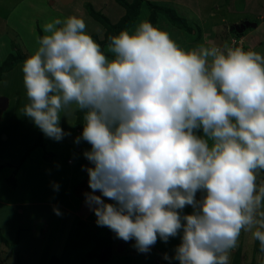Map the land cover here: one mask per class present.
<instances>
[{
	"label": "clouds",
	"instance_id": "clouds-1",
	"mask_svg": "<svg viewBox=\"0 0 264 264\" xmlns=\"http://www.w3.org/2000/svg\"><path fill=\"white\" fill-rule=\"evenodd\" d=\"M86 29L75 15L43 25L21 111L57 142L83 114L96 224L140 253L179 237L169 264H230L242 231L264 251V55L230 46L241 37L185 50L147 20L105 52Z\"/></svg>",
	"mask_w": 264,
	"mask_h": 264
},
{
	"label": "rangeland",
	"instance_id": "rangeland-1",
	"mask_svg": "<svg viewBox=\"0 0 264 264\" xmlns=\"http://www.w3.org/2000/svg\"><path fill=\"white\" fill-rule=\"evenodd\" d=\"M149 2L173 9L187 21L190 33L175 28L163 15L158 16L156 25L185 50L201 45L223 46L231 38L230 32H243L241 40L246 50L264 55V0ZM88 8L113 24L125 13L116 0H0V65L10 54L31 55L38 46V38L45 34L43 25L54 18L64 19L71 15L83 18L87 32L100 44L105 30L91 17ZM150 13L148 5L143 3L129 31L147 20ZM244 20L247 21L246 28H251L241 26ZM103 50L107 52V47ZM22 65L19 63L0 76L3 102L0 106V233L9 242L8 245L0 242V264H49L51 256L57 257L60 264H169L163 255L174 254L175 246L180 243L179 237L170 239L167 244L158 240L149 253H140L133 246L135 241L124 242L107 227L96 224V217L86 205L84 195L91 191L86 171L91 164L83 156L85 150H90V145L84 141L79 145L74 143L83 130V124L78 128L76 117L68 121L61 119V127L71 135L59 142L44 135V148L33 149L20 162L24 153L35 144L39 130L21 111L28 102ZM67 160L72 164L68 165ZM53 183L59 185L58 191L53 188ZM96 194L100 195L99 192ZM77 206L75 219L63 209L71 211ZM54 208H58L61 215H56ZM184 211L191 213L192 209L187 207ZM12 215H17L15 223ZM96 233L99 238L109 241L110 248L94 245L92 235ZM17 238L16 252L13 239ZM25 259L27 263H24ZM237 262L264 264V251L251 232L242 231L238 247L232 250L230 264ZM172 264L178 262L172 261Z\"/></svg>",
	"mask_w": 264,
	"mask_h": 264
},
{
	"label": "trees",
	"instance_id": "trees-1",
	"mask_svg": "<svg viewBox=\"0 0 264 264\" xmlns=\"http://www.w3.org/2000/svg\"><path fill=\"white\" fill-rule=\"evenodd\" d=\"M149 1L150 0H133V2L128 3L125 0H116V2H118L119 5H121L122 8L125 10V13L119 19V21L115 24L111 23L107 18L102 16L100 13L94 12L93 10L88 8V12L91 15V17L95 19L96 21H98L105 30L104 40L101 41L100 43L102 49L105 46H107L110 36L117 35L121 30H124V29L130 30L134 26L143 3H146L149 9L151 10V13L147 21L151 22L153 26L156 27L158 16L163 15L167 19V21L175 28L181 31H184V32H188V33L191 32V28L189 27L187 21L182 16H178V14L173 9H169L167 7H162V6H156V5L151 4ZM245 22L247 21L244 20L241 23V26L244 28H246V25H247ZM248 28H251V27H248ZM229 34L231 38H236V39L243 36V32H239V33L230 32ZM41 36L42 35H40V37ZM245 47L246 45H243L242 48L246 50ZM26 58L27 56L21 53H17L16 55L10 54L0 65V76L3 73H6L12 70L17 64L24 63ZM82 123H83V114L77 113L76 114V124L78 128H80V125H82ZM43 138H44V134L40 130H38L37 139H36L35 144L24 153L20 162H23L28 157V155L33 149L37 147L44 148L45 144L43 142ZM261 175L262 176L258 178V183L264 184V172H262ZM92 239L94 240V245L98 248H103V247L107 248V246L109 247V241L105 240L104 238H99V234L97 233L96 235L95 234L92 235ZM0 242L3 243L4 245H8L7 241H5L1 233H0ZM58 263H59L58 259L55 257H52L49 261V264H58ZM235 264H239V262Z\"/></svg>",
	"mask_w": 264,
	"mask_h": 264
},
{
	"label": "crops",
	"instance_id": "crops-1",
	"mask_svg": "<svg viewBox=\"0 0 264 264\" xmlns=\"http://www.w3.org/2000/svg\"><path fill=\"white\" fill-rule=\"evenodd\" d=\"M159 22H160V19L158 20ZM67 162H68V160H67ZM68 165H71L72 164V162L71 163H67ZM82 204V203H81ZM0 205H1V202H0ZM11 205H15V204H11ZM16 205H20V204H18V203H16ZM16 207V206H15ZM64 209V211L65 212H68L70 215H73L74 217V219H75V215H74V212H76L77 210H78V206H77V208L76 209H73V208H71V211L69 210V208H63ZM93 213L91 212L90 213V215H92ZM17 218V215H12V219H13V221L12 222H14L15 223V219ZM18 221V220H17ZM44 236H47V234H45ZM14 240V242L16 243L15 245H13L14 247L13 248H15V251L17 252V248H18V240H19V238H17V239H13ZM7 243L9 244V242L7 241ZM52 257H55V256H51L50 257V259L52 258ZM23 258H25V257H23ZM55 258H57V257H55ZM49 259V260H50ZM58 259V258H57ZM25 262L24 263H27V261H26V259L24 260ZM58 262H59V259H58ZM58 264H60V262L58 263Z\"/></svg>",
	"mask_w": 264,
	"mask_h": 264
},
{
	"label": "built area",
	"instance_id": "built-area-1",
	"mask_svg": "<svg viewBox=\"0 0 264 264\" xmlns=\"http://www.w3.org/2000/svg\"><path fill=\"white\" fill-rule=\"evenodd\" d=\"M230 46H232V47H242V46H243V42H242L241 39H238V40H234V39H233V40L231 41V43H230ZM67 163H71V161L68 160Z\"/></svg>",
	"mask_w": 264,
	"mask_h": 264
},
{
	"label": "water",
	"instance_id": "water-1",
	"mask_svg": "<svg viewBox=\"0 0 264 264\" xmlns=\"http://www.w3.org/2000/svg\"><path fill=\"white\" fill-rule=\"evenodd\" d=\"M244 28V27H243ZM3 105V102H2V100L0 99V106H2Z\"/></svg>",
	"mask_w": 264,
	"mask_h": 264
}]
</instances>
